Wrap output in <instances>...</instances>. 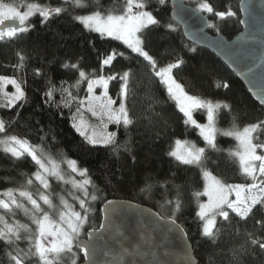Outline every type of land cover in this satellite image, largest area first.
<instances>
[{
    "label": "trees",
    "instance_id": "trees-1",
    "mask_svg": "<svg viewBox=\"0 0 264 264\" xmlns=\"http://www.w3.org/2000/svg\"><path fill=\"white\" fill-rule=\"evenodd\" d=\"M9 3H40L51 7L61 6L63 0H5ZM197 8L200 0H185ZM214 11L235 12L236 15L220 19L212 13H204L209 22L215 27H208L212 34L221 33L227 39L234 37L240 30V16L238 11L239 0H207ZM124 0H100L103 9L119 11ZM146 10L151 11L160 21L159 26H150L144 33L145 48L160 66L166 65L176 59L184 63L174 69V76L182 83L185 90L195 96L222 102L231 105V112L221 109L217 121L219 129H229L232 117H236V124L243 128L246 124L257 120H264V109L249 95L236 76L210 51L187 42L180 28L170 17L169 1L159 5L156 0H146ZM68 11L51 17L42 22L38 14L26 22L29 31L20 34L17 38L0 41V76L12 77L22 82L27 96V103L23 108L19 105L12 109L0 108V118L8 124L7 133L16 134L33 144H40L39 137L47 133L44 143L45 150L60 161L63 158L78 162V167L88 170L91 180L103 190L102 197L106 199H125L138 202L157 211L167 218L171 215V206L164 203L165 199H173L176 189L173 184L180 186L183 208L177 214V222L187 233L193 254L198 264H264V250L258 246L250 245L247 255L240 261L232 259L229 249L247 239L245 230L253 234V238H261L264 242V209L259 206L247 221H241L234 214H230V223L217 220L220 234L215 243L201 235V221L196 216L197 200L194 192H201L204 180L199 168L183 166L167 155L175 145L176 140L194 142L198 147H204L205 142L199 136L197 129L183 123V114L176 108L157 79L150 77L146 62L143 58L132 53L120 41L111 38H100L97 33H89L74 15L85 14L92 9L73 11L70 5H63ZM171 23L175 30L164 25ZM218 29V31H217ZM115 49L124 52V57H117L111 66L101 68L102 59ZM19 54L24 56L23 68L17 69L20 64ZM79 62V67L96 75L108 76L114 73H123L129 68L134 75L130 80L131 95L127 105L137 122L130 126L127 137L123 126L117 129L110 124L108 129L118 131L117 142H123L130 137L131 153L121 148L119 154H114L111 147L92 146L86 143L83 137L71 126L70 112L66 108H59L44 103V93L48 82L54 83L57 88L61 81L72 84L78 77V71L64 64ZM39 70L36 74L35 70ZM227 87H224V84ZM119 79L110 81L108 92L117 101L119 92ZM87 83L81 84L79 95L84 96ZM146 92H150L152 99H148ZM73 94H77L73 90ZM55 101H60V94L54 95ZM153 101L155 113L149 110L148 105ZM17 110L19 116L17 117ZM75 111V108L72 109ZM62 113V115H61ZM196 119H205L204 111L195 113ZM148 117H152L149 122ZM55 137V139H53ZM264 141L261 133L257 142ZM237 141L233 137L217 135V147L223 151L207 150L208 162L206 167L215 176L227 183H245L248 180L239 172L238 161L230 158L228 150H235ZM135 157V160H133ZM36 169L30 158L14 161L10 155L0 151V190L16 188L23 184L25 177L21 173L31 174ZM9 178L5 180L4 178ZM170 183L161 186L163 182ZM152 185L147 189L146 185ZM142 189H144L142 191ZM55 190V187H53ZM89 191L92 187L89 186ZM203 196L199 198L201 201ZM103 200L94 202L95 211L91 214L88 227H98L100 222L99 206ZM239 229V232H237ZM12 248L0 242V264H9L5 251ZM76 251V250H75ZM15 254V253H13ZM81 256L77 253V264H81Z\"/></svg>",
    "mask_w": 264,
    "mask_h": 264
},
{
    "label": "snow or ice",
    "instance_id": "snow-or-ice-1",
    "mask_svg": "<svg viewBox=\"0 0 264 264\" xmlns=\"http://www.w3.org/2000/svg\"><path fill=\"white\" fill-rule=\"evenodd\" d=\"M156 2L159 5H164L166 0H156ZM63 5H70L73 11L92 9L85 11V14L74 15L72 19L82 24L89 33H97L100 38L120 41L132 53L143 58L150 77L158 80L164 87L168 98L183 114V123L198 130L199 136L205 142L204 147H198L191 141L176 140L175 147L167 155L179 165L195 166L200 170V175L204 180V189L202 192H194L193 197L197 200L196 216L201 221L202 237L209 238L215 243L220 234V229L217 227L218 218L222 222L230 223V214H234L239 220L247 221L258 206L264 209V142H257L260 134L264 133V120H257L240 128L235 122L236 117L233 116L229 129L217 127L220 110L226 109L231 112V105L190 95L173 75V70L178 69L184 61L176 59L160 66L146 50L143 33L150 26L160 25L156 16L146 10V0H124L119 11L112 8L103 9L100 0H63L62 5L56 7L35 2L17 4L0 0V41L17 38L20 34L28 32L29 28L26 26V22L36 14L39 15L42 22H47L51 17L67 12L68 8ZM21 8L25 10L22 11ZM175 8L183 11L184 5L174 4ZM196 12L212 13L220 19L236 15L230 9L222 12L214 11L207 0H200ZM174 19L183 20V16L177 13ZM199 20L206 27H215V24L210 23L203 15L199 16ZM8 21L16 23L5 26ZM240 23H245V21L241 20ZM164 26L175 30L171 23ZM18 56L20 64L15 67L22 69L25 58L19 53ZM118 56L124 57L125 53L113 49L100 62L101 68L111 66ZM63 67L77 70V79L72 84L61 81L59 88L49 81V86L44 93V103L57 109L61 107L68 109L71 114V126L84 138L87 144L111 147L112 152L117 155L121 148L131 153L130 137L118 143V131H108V127L110 124L116 125L117 129L123 126L127 137L128 129L139 119L131 114L127 105L131 95H134L129 86L134 75L133 70L129 68L122 74L114 73L104 76L96 75L95 70L91 73L86 72L79 67V62L70 65L64 64ZM35 71L38 75L39 70ZM248 72L253 73V68L249 67ZM117 79L120 81L118 104L117 100L108 93L110 81ZM84 82L87 83V87L84 89L85 95L80 96L78 93ZM8 85H12L15 91L11 93L6 91ZM223 86L227 87L228 85L225 83ZM98 87L103 88V92L99 95L96 94ZM254 88V95L264 104V77H261L260 86L254 85ZM74 89L77 92L75 95L73 94ZM57 92L60 94L59 102L54 99ZM146 96L148 99H152L150 92H146ZM25 103H27V96L22 82L16 78L0 76V108L12 109L17 105L19 108H23ZM156 103L158 101H153L148 105V108L152 110L154 116H159L160 114L155 113L153 108ZM73 108L75 111L72 110ZM196 111L206 113V123H200L194 118ZM85 112L90 113L98 123L91 124L85 118ZM18 116L19 110H17ZM148 119L151 122L152 117H148ZM7 127L6 121L0 118V151L10 155L14 161L30 158L36 169L30 175L21 173L25 180L18 187L0 190V242L12 248V251H5L9 264H26L33 258L36 259L37 264H61L64 256L71 259V264H77L75 257L78 252L83 253L88 264H97L95 260L98 250L97 240L102 236L103 231L107 230L108 224L102 222L98 227H88L87 240H82L81 235L86 226L90 224L91 214L95 211L94 202L103 200L105 205L103 212L105 219L109 221L118 211L119 206L115 201L102 197L103 190L91 180L87 169L78 167L76 160L65 157L57 161L50 152L45 150L44 143L47 133L39 137L40 144H33L26 136L8 134ZM217 135L233 137L238 142L235 150H228V155L238 161L240 174L251 182L227 183L208 170L206 167L209 159L207 150L223 151L217 147ZM61 165H66L70 174L66 175ZM77 176L80 179H77ZM51 178L63 185H70L74 192L79 193L78 195L74 192L68 193L72 200L78 204L79 210H76V206L69 203L62 193L51 192ZM4 179L8 180L9 178L5 177ZM168 183L170 181H165L161 186ZM89 186L92 187L91 192ZM33 187L36 188L35 192L30 190ZM151 187L150 184L146 185L149 190ZM173 187L176 189L175 197L164 201L166 205L171 206V215L167 218L160 216L159 219L167 220L169 232L179 233L178 239L184 246V264H197L186 239L187 233L176 219L177 214L183 208L180 186L173 184ZM233 195L234 198H232ZM201 196H206L207 201L201 202L199 200ZM54 199L58 202H54ZM18 213L23 214L27 220L26 223L16 219ZM256 223L264 222L257 220ZM244 235L247 239L229 249L232 259L237 262L242 256L248 254L250 245L258 246L260 250H264V242L261 238H253V234L247 230ZM21 240L27 241L26 249L19 247Z\"/></svg>",
    "mask_w": 264,
    "mask_h": 264
},
{
    "label": "water",
    "instance_id": "water-1",
    "mask_svg": "<svg viewBox=\"0 0 264 264\" xmlns=\"http://www.w3.org/2000/svg\"><path fill=\"white\" fill-rule=\"evenodd\" d=\"M168 1L170 16L181 29L184 39L214 54L264 109V104L254 95V85L259 87L261 77H264V0H239V23L241 20L245 23H240L241 30L230 39L221 33H210L199 20L200 15L209 21L208 17L196 12V8L185 0ZM174 4H183V11L174 9ZM177 13L183 16V20L174 19ZM11 23L16 22L8 21L5 26ZM249 67L253 68V73L248 72ZM109 200L115 201L119 207L110 221L105 219L104 203L99 208V224L106 223L108 228L97 240V264H184V246L178 239L179 233L169 232L167 220H160L157 211L131 200ZM81 239L87 240V233ZM186 239L193 254L188 236ZM79 254L81 264H88L83 253ZM193 258L198 264L194 254Z\"/></svg>",
    "mask_w": 264,
    "mask_h": 264
},
{
    "label": "rangeland",
    "instance_id": "rangeland-1",
    "mask_svg": "<svg viewBox=\"0 0 264 264\" xmlns=\"http://www.w3.org/2000/svg\"><path fill=\"white\" fill-rule=\"evenodd\" d=\"M21 10L23 11V10H25V9L21 8ZM173 75H174V73H173ZM174 77H175V76H174ZM175 78H176V77H175ZM176 80H177L179 83H181L177 78H176ZM181 84H182V83H181ZM5 90L8 91L9 93L15 91V89H14V87H13L12 85H8V86L6 87ZM101 92H103V88L98 87V88L96 89V94L99 95ZM108 93H109V92H108ZM109 95H110V94H109ZM190 95H191V94H190ZM113 99H114V98H113ZM118 103H119V100L117 101V104H118ZM196 112H197V111H196ZM196 112H194V118H195V119H196V116H195V113H196ZM84 115H85V118H86L91 124L95 125V124L98 123V121H97L95 118H93V117L91 116L90 113L85 112ZM205 116H206V113H205ZM196 120H197V119H196ZM197 121L200 122V123H206V122H207L206 117H205V119H204L203 121H199V120H197ZM108 131H113V130L108 129ZM261 142H264V141H261ZM174 147H175V145H174ZM174 147H173V148H174ZM61 167L64 169L66 175L70 174V173L68 172V169H67V166H66V165H61ZM213 175H214V174H213ZM76 178H77V179H80L79 176H77ZM249 182H251V181L248 180V181L245 182V183H249ZM50 183H51V185H52V187H51V192H52V193H62V194L65 195V197L69 200V203H73V204L76 206V210H79V208H78V204H76V202L72 200V197H71L70 195H68L69 192H74V190L71 189V186H70V185H63L62 183L57 182L54 178H51V179H50ZM53 187H55V190H53ZM203 189H204V187H203ZM30 190H32V191L35 192V191H36V188L33 187V188L30 189ZM202 191H203V190H202ZM202 191H201V192H202ZM74 194H77V195H78L79 193H78V192H74ZM232 198H234V195H233ZM206 201H207V197H206V196H203V199L201 200V202H206ZM54 202H58V201H56V200L54 199ZM16 219H19V220H21L22 222H25V223L27 222L26 218L23 216L22 213H18L17 216H16ZM9 220H10V222H11V218H10V217H9ZM27 246H28V245H27V241H25V240H21V241L19 242V247H20V248L26 249ZM74 251H75V249H74ZM75 259H76V261H77V256L75 257ZM26 264H37V261H36L35 258H33V259H30L29 261H27ZM61 264H71V259H70L68 256H64V257L62 258V260H61Z\"/></svg>",
    "mask_w": 264,
    "mask_h": 264
},
{
    "label": "bare ground",
    "instance_id": "bare-ground-1",
    "mask_svg": "<svg viewBox=\"0 0 264 264\" xmlns=\"http://www.w3.org/2000/svg\"><path fill=\"white\" fill-rule=\"evenodd\" d=\"M170 17H171V16H170ZM171 19H172V18H171ZM175 24H176V23H175ZM176 25H177V24H176ZM177 26H178V25H177ZM178 27H179V26H178ZM180 30H181V29H180ZM181 33H182V32H181ZM112 199H117V198H112ZM107 200H109V199H107ZM137 203H138V202H137ZM102 204H103V203H102ZM102 204H101V205H102ZM101 205H100V206H101ZM100 206H99V208H100ZM99 213H100V212H99Z\"/></svg>",
    "mask_w": 264,
    "mask_h": 264
}]
</instances>
